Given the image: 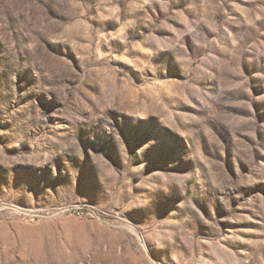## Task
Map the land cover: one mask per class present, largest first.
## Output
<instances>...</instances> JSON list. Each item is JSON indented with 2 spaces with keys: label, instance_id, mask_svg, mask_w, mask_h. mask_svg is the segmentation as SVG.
Masks as SVG:
<instances>
[{
  "label": "rangeland",
  "instance_id": "rangeland-1",
  "mask_svg": "<svg viewBox=\"0 0 264 264\" xmlns=\"http://www.w3.org/2000/svg\"><path fill=\"white\" fill-rule=\"evenodd\" d=\"M0 264H264V0H0Z\"/></svg>",
  "mask_w": 264,
  "mask_h": 264
}]
</instances>
